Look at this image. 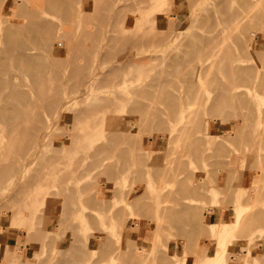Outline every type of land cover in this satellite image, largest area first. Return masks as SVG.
Masks as SVG:
<instances>
[{"label": "rangeland", "instance_id": "obj_1", "mask_svg": "<svg viewBox=\"0 0 264 264\" xmlns=\"http://www.w3.org/2000/svg\"><path fill=\"white\" fill-rule=\"evenodd\" d=\"M82 2V17L50 11L48 18L64 33V55L57 54L56 59L48 56L46 61L48 47L39 43L36 52L44 59L37 64L42 72L38 80L27 73L14 72L16 83H22L20 89L30 101L21 109L24 117L12 122L9 130L8 123H2L0 118V125L6 124L0 126V170L11 167L7 176L0 177V233H10L16 240L6 241L0 264H264V0H169L162 14L150 10L151 0H67L71 8ZM20 3L15 7L10 0H0V20L4 11L8 20L13 21L19 13L18 21L23 22V12L29 9ZM253 9L255 15L250 19L248 13L254 14ZM244 11L248 12L242 16ZM256 11L263 14L262 20ZM145 12H149L150 21L143 26ZM253 16L260 17L259 23ZM246 17L254 20L249 22ZM248 22L259 26L254 25V30ZM17 25L0 24L13 29ZM134 40L135 47L131 44ZM249 40H253L252 44ZM234 64L245 70L234 72ZM95 76L99 79L91 87L93 90L85 91L84 86ZM123 77L126 81L121 84ZM144 85V91L127 95L131 98L128 102L114 100ZM77 90L81 93L73 95ZM229 92H234L235 98H229ZM237 96L240 102H236ZM174 110L177 113L173 114ZM240 130L244 132L242 136ZM14 131L18 138L12 134ZM97 131L103 134L102 139L94 137ZM42 132L47 138L42 137ZM93 139L96 141L92 145L97 148L94 152L88 151ZM247 157L258 159L256 176L250 182L243 177ZM236 207L245 221L241 219L242 227L239 225L228 237L224 243L227 248L221 244L224 248L220 249L218 240L208 230L212 237L205 232V226L211 224L206 212L231 208V218L216 222L231 224L236 220ZM169 212L181 216L172 219ZM132 223L143 237L141 244L126 242Z\"/></svg>", "mask_w": 264, "mask_h": 264}, {"label": "bare ground", "instance_id": "obj_2", "mask_svg": "<svg viewBox=\"0 0 264 264\" xmlns=\"http://www.w3.org/2000/svg\"><path fill=\"white\" fill-rule=\"evenodd\" d=\"M11 1V6H15L16 7V4L19 2V1H21V3H20V5L19 6H21V7H28V11H25V12H23L24 13V15H23V19L25 18V20H22L23 22H19L18 21V19H19V13L16 15V19H14L13 21L12 20H8L7 19V17H6V14L4 13V11H3V9H2V17H3V19L2 20H0V24H2V23H7V22H10V23H12V22H14V23H16V24H18L17 25V27L16 28H10V27H4V26H0V118L2 119V123H3V120L5 121L4 123H6V124H3V125H6L7 127L6 128H8L7 130H9L10 128V124L12 123V122H14V123H16L18 120H20L21 118H23L24 117V114H23V110L21 111V109L22 108H24V107H26V106H29V104H28V101H30V98H29V100L28 99H26V96H27V94H25L24 93V91H22L20 88H21V86H22V83L20 84V81H18V83H16V77L17 76H15V71H19V72H24V73H27L28 75H31L33 78H34V80L36 81V80H38L37 79V75L41 72L38 68H37V64H38V62L40 61V59H44V58H40L38 55H37V52H36V50H37V48H36V46L39 44V43H42L43 45H47V47H48V50H47V52H46V56H45V59H46V61H47V58H48V56H50L51 57V59H56V56H57V54L58 55H60L61 54V56H63L64 54H63V52H64V43L62 42V38H63V32H61V28L60 27H58V26H56L52 21H51V19L50 18H48L49 16H50V11H53V10H55V11H58V14L59 13H61V14H65V13H70V15L71 14H74V16H81L80 14H82L83 12H84V10H83V2L80 4V5H77V6H75V7H73V8H71V6L69 7V5H68V3H67V0H45L46 1V4L45 3H43L42 2V0H10ZM149 1V0H148ZM168 1L169 0H151V6H150V10L151 11H155V12H158V14H162L163 12H164V7H166L167 6V4H168ZM171 1V0H170ZM241 1V0H240ZM4 2V1H3ZM2 2V3H3ZM69 2V1H68ZM77 2V1H76ZM253 6V5H252ZM1 7V6H0ZM250 7V6H249ZM254 7V6H253ZM17 8H19V7H17ZM255 8H256V6H255ZM264 8V7H263ZM258 9H260V8H258ZM246 10V9H245ZM254 10V9H253ZM7 11V10H6ZM243 11V10H242ZM249 12H250V10H248ZM248 11H244L243 13H242V16L244 15V13H247ZM260 12L261 11H263V9L262 10H259ZM259 11H256V12H258V14L260 13ZM20 12V11H19ZM264 12V11H263ZM141 12L139 11L138 12V15L140 14ZM148 13L149 12H147V15H146V12H145V14H144V16H143V19L141 20V21H143V26L144 25H147V24H149V18H148ZM239 13H241V12H239ZM238 13V14H239ZM251 13H252V11H251ZM253 13L254 14H251L250 15V13H248L249 14V18L252 16V15H255V10L253 11ZM85 14V13H84ZM84 14H83V16H84ZM241 15V14H240ZM245 15H247V14H245ZM257 15V14H256ZM259 15H261V18L260 17H258V18H260L261 20H262V13L261 14H259ZM258 15V16H259ZM52 16V15H51ZM76 16V17H77ZM86 16V15H85ZM136 16H137V13H136ZM167 16V15H166ZM264 16V15H263ZM82 17V16H81ZM240 17V16H239ZM85 18V17H84ZM171 18V17H170ZM253 18H257V16H253ZM258 18H257V20H258ZM264 18V17H263ZM217 19V18H216ZM236 19V21H240V19H237V18H235ZM246 19H247V17H246ZM251 19V18H250ZM126 20V19H125ZM241 20H243L244 21V18L243 19H241ZM248 20V19H247ZM254 20V19H253ZM252 20V21H253ZM264 20V19H263ZM141 21H139L138 22V24H137V28H138V30L140 29V27H141V25H140V22ZM171 21H172V19H171ZM236 21L235 22H232V24L234 23H236ZM249 21V20H248ZM251 20L249 21V22H252ZM77 22V21H76ZM249 22H248V24H249ZM261 23L263 22V21H260ZM126 23H127V21H126ZM169 23H170V21H169ZM240 23V25L241 24H244V22H242L241 23V21L239 22ZM253 23H256V21L255 22H253ZM252 23V24H253ZM258 23H259V20H258ZM142 24V23H141ZM231 24V23H230ZM231 24V25H232ZM238 24V23H237ZM252 24L250 23L249 24V27L250 26H252ZM247 25V24H246ZM254 25H258V24H253V26ZM16 26V25H15ZM61 26V25H60ZM236 26V25H235ZM252 26V27H253ZM259 26V25H258ZM261 26H263L264 27V24L263 25H261ZM63 27V26H62ZM228 27L229 28H231L229 25H228ZM234 27V26H233ZM240 28V27H239ZM243 28V27H242ZM255 28V26L253 27V29ZM61 29V30H60ZM168 29V28H167ZM246 29V28H245ZM234 30V29H233ZM255 30V29H254ZM257 30V29H256ZM168 31V30H167ZM166 31V32H167ZM250 31V30H249ZM236 32V31H235ZM234 32V33H235ZM243 32V31H242ZM163 33H165V31L163 32ZM246 33H248V32H246ZM243 34V33H242ZM162 35H164V34H162ZM233 35V34H232ZM235 35V34H234ZM165 36H166V39H165V41L166 42H168V40H169V38H167V34H165ZM242 36H244V34L242 35ZM162 38H165V37H163L162 36ZM244 38H246V40H248V38L245 36ZM241 40V39H240ZM245 40V44H246V42H247V44H248V41H246ZM251 42V44H252V42H253V40H249V43ZM242 43V42H241ZM131 44H132V46L133 47H135L136 46V44H137V40H134V41H132L131 42ZM116 45V44H115ZM243 46H245L244 44H243ZM38 47V46H37ZM55 47H56V49H55ZM129 48L131 47V46H128ZM250 47V46H249ZM122 48H124V47H122ZM244 48V47H243ZM243 48H240V49H242L243 50ZM245 48H248V47H245ZM42 49V48H41ZM148 49V48H147ZM147 49H144V50H147ZM150 49V48H149ZM40 50V49H39ZM143 50V49H142ZM142 50H139V51H142ZM245 50V49H244ZM243 50V51H244ZM248 50V52H247V54L250 52L249 50L250 49H247ZM136 51H138V50H136ZM151 51H153V49H151ZM243 51H241V53L243 52ZM252 51V50H251ZM65 53V52H64ZM100 53V52H99ZM253 53H254V50H253ZM232 55H233V53H231ZM245 54H246V51H245ZM128 55V54H127ZM238 56H239V54H237ZM242 55V54H241ZM240 55V56H241ZM102 56V55H101ZM243 56V55H242ZM254 56H256V55H254ZM249 56H246V58H248ZM262 57V56H261ZM264 57V56H263ZM59 58H61V57H59ZM63 58V57H62ZM123 58H124V56H123ZM228 58V57H227ZM234 58H236L235 57V55H234ZM242 58V57H241ZM98 59V58H97ZM118 59V58H117ZM119 59H120V57H119ZM233 59V58H232ZM250 59H251V57H250ZM263 59V63H264V58H262ZM61 60V59H60ZM121 60H122V58H121ZM229 61H230V59H228ZM246 60H249V58L248 59H246ZM242 61H243V59H242ZM241 61V62H242ZM252 61V60H251ZM260 61V60H259ZM234 62V61H233ZM244 62V61H243ZM242 62V63H243ZM248 62V61H247ZM262 62V61H261ZM47 63V62H46ZM231 63V62H230ZM240 63V62H239ZM130 64V63H129ZM138 64V63H137ZM237 64V63H236ZM236 64H234V72H237L238 70H239V72L240 71H243V70H245L244 68H243V70H241V68H240V66L239 65H236ZM231 65V64H230ZM229 65V66H230ZM247 65L248 64H245V66L247 67ZM46 66V65H45ZM139 66V65H138ZM212 66V65H211ZM232 66L233 65H231V69H230V71L232 70ZM242 66V65H241ZM244 66V67H245ZM48 67H49V65H48ZM133 67V66H132ZM43 69L44 68H42V71H43ZM49 69V68H48ZM215 69V68H214ZM51 70V69H50ZM77 70V69H76ZM260 70V69H259ZM49 71V70H48ZM52 71V70H51ZM51 71H49V72H51ZM124 72V71H123ZM126 72V71H125ZM232 72V71H231ZM233 72V73H234ZM260 72V71H259ZM23 73V74H24ZM42 73V72H41ZM48 73V72H47ZM95 73H97V72H95ZM245 73V72H244ZM248 73H250V72H247V74ZM49 74H51V73H49ZM112 74V73H111ZM231 74V73H230ZM235 74V75H234ZM233 75L234 76H236L237 74L236 73H234ZM242 74V73H241ZM240 73H239V76L241 75ZM54 75V74H53ZM95 75V74H94ZM99 75V74H98ZM97 75V76H98ZM260 75V74H259ZM40 77H43L42 75H39ZM112 76V75H111ZM239 76H237L238 78H239ZM249 76H250V74L248 75V78H249ZM45 77V76H44ZM122 77V76H121ZM236 77V78H237ZM261 77V76H260ZM119 79H120V77H118ZM235 78V79H236ZM262 78V77H261ZM264 78V77H263ZM262 78V79H263ZM99 79V77H91L89 80H88V82H87V84L84 86V89H85V91H89V92H91L92 90H93V88H91L95 83H96V81ZM48 80V79H47ZM237 80H239V79H236V81ZM258 80V79H257ZM124 81H126V78H121V80L119 81V83L120 82H122L121 84H123V82ZM260 80H258V82H259ZM118 83V84H119ZM194 83H196V82H194ZM240 83V82H239ZM261 83V82H260ZM264 83V82H263ZM21 85V86H20ZM147 85V84H146ZM247 85V84H246ZM245 85V86H246ZM148 86V85H147ZM150 86V85H149ZM186 86H188V84L186 85ZM193 86V85H192ZM244 86V87H245ZM256 86H257V84H256ZM262 86V85H261ZM153 87V86H152ZM151 87V88H152ZM194 87V86H193ZM232 87H233V84H232ZM239 87H240V85H239ZM239 87H235V88H238L239 89ZM242 87V86H241ZM247 87H248V85H247ZM247 87H245V88H247ZM91 88V91L89 90ZM146 88V86L144 85V86H139V87H133L131 90L129 89V90H127V91H125L124 92V94L126 95V97H121L120 99H114V100H116L118 103H125V102H128L131 98L130 97H128L127 95L129 94V93H132V92H134V91H144V89ZM192 91H193V89L192 88H190ZM189 89V90H190ZM248 89V88H247ZM259 89V88H258ZM166 90H168V89H166ZM166 90H165V92H166ZM262 90V89H261ZM191 91V92H192ZM231 91V90H230ZM244 91V94L246 95V93H245V90H243ZM247 91V90H246ZM260 93H261V91L260 90H258ZM45 92V91H44ZM190 92V91H189ZM194 92V91H193ZM228 92V91H227ZM239 92V91H238ZM256 92H257V90H256ZM81 92L79 91V90H77V92H74V94L73 95H78V94H80ZM230 94H231V97H229V98H233L234 97V92H229ZM107 94L108 95H110V94H112L111 92H107ZM185 94V93H184ZM241 94V93H240ZM253 94V93H252ZM262 94V93H261ZM260 94V95H261ZM51 95V94H50ZM135 95H136V93H135ZM162 95V97H164L163 95L164 94H161ZM237 95V94H236ZM30 96V95H29ZM47 96V95H46ZM137 96V95H136ZM187 96V95H186ZM204 96V95H203ZM230 96V95H229ZM262 96V95H261ZM132 97V96H131ZM161 97V96H160ZM166 97V96H165ZM168 97V96H167ZM197 97V96H196ZM240 98V96H237L236 98L238 99H234L233 100V102L234 101H236V102H240L241 100L239 99ZM244 97V96H243ZM68 97H66V99H67ZM139 98V97H138ZM170 98V97H169ZM169 98H168V100H169ZM189 98V97H188ZM191 98V97H190ZM235 98V97H234ZM247 98L248 97H245V100H247ZM50 99V98H49ZM65 99V100H66ZM92 99V98H91ZM135 99V98H134ZM241 99H243L242 98V96H241ZM28 100V101H27ZM107 100H109V99H106V101ZM160 100V99H159ZM165 100V99H164ZM202 100V99H201ZM249 100V99H248ZM251 100V99H250ZM85 101V100H84ZM89 101V100H88ZM138 101V100H137ZM173 101V100H172ZM178 101V100H177ZM193 101V100H192ZM200 101V100H199ZM258 101V100H257ZM44 102V101H43ZM62 102V101H61ZM113 102H115V101H113ZM152 102V101H151ZM164 102V101H163ZM166 102H169V101H166ZM175 101H173L172 102V104L174 103ZM189 102V101H188ZM191 102V101H190ZM198 102V101H197ZM202 102H204V101H202ZM236 102H234V103H236ZM254 102V101H253ZM69 103V102H68ZM83 103V102H82ZM81 103V104H82ZM156 103V102H155ZM193 103H196V102H193ZM193 103H191V104H193ZM230 103V102H229ZM228 103V104H229ZM60 104V103H59ZM63 104V103H62ZM137 105H139L140 106V104H138V103H136ZM168 104V103H167ZM166 104V105H167ZM176 104V103H175ZM174 104V105H175ZM200 104V103H199ZM238 104V103H237ZM241 104V103H240ZM243 104H245V103H242V105ZM248 104H249V101H248ZM255 104V103H254ZM31 105V104H30ZM64 105H66L67 106V104H64ZM64 105L62 106V105H59V108H62V107H64ZM152 105H154V104H152ZM230 105V104H229ZM228 105V106H229ZM246 105V104H245ZM245 105H243V110L245 109L244 108V106ZM66 106L64 107V109L66 108ZM84 106V105H83ZM121 106H122V108L124 107V104H121ZM138 106V107H139ZM238 106H241V105H238ZM252 106V105H251ZM32 107V106H31ZM69 107V106H68ZM153 107V106H152ZM168 107L169 108H171L170 107V104H168ZM236 107V106H235ZM151 108V107H150ZM174 108V107H173ZM183 108H185V107H183ZM241 108V109H242ZM247 108H249V105L247 106ZM251 108V107H250ZM31 109V108H30ZM137 109H139V108H137ZM147 109H149L148 107H147ZM237 109H240V108H237ZM252 109V108H251ZM25 110V109H24ZM27 110H28V108H27ZM26 110V111H27ZM172 110V109H171ZM175 110H177V109H175ZM174 110V111H175ZM187 110V109H186ZM246 111L248 110V109H245ZM244 110V111H245ZM128 111V110H127ZM127 111H126V114H128L127 113ZM158 111V110H157ZM173 111V110H172ZM190 111V110H189ZM239 111H241V110H238V113H237V115L239 114ZM137 113L139 112V111H136ZM146 112V111H145ZM156 112V111H155ZM237 112V111H236ZM30 113V112H29ZM32 113V115H33V112H31ZM60 113V112H59ZM75 113V112H74ZM173 113V112H172ZM175 113H177L176 111L173 113V114H175ZM26 114V113H25ZM146 114L147 115H145V114H143V119H144V117L145 116H147L148 117V115H149V113H147L146 112ZM159 114V113H158ZM244 114V112H242V115ZM141 115V114H140ZM145 115V116H144ZM154 115V114H153ZM236 115V114H235ZM29 116V115H28ZM31 116V115H30ZM151 116V115H150ZM172 115H170V117H171ZM249 116V115H248ZM26 117H27V115H26ZM36 117V116H35ZM55 117V116H54ZM53 117V118H54ZM56 117H57V114H56ZM55 117V118H56ZM122 117V116H121ZM140 116L138 115V122L140 121L139 119H142V116L139 118ZM167 117H169V116H167ZM242 117V116H241ZM263 117V116H262ZM28 118V117H27ZM150 118V117H149ZM165 118V117H164ZM189 118V117H188ZM237 118H240L239 116H237ZM243 118H247V117H243ZM249 118V117H248ZM40 119V118H39ZM78 119V118H77ZM159 119V118H158ZM170 120L172 119V118H169ZM187 119V118H186ZM34 120V119H33ZM54 120V119H53ZM169 120V121H170ZM174 120V119H173ZM225 120V119H224ZM244 120V119H243ZM43 121V120H42ZM48 121H49V119H48ZM119 121V120H118ZM126 121H128L127 119H126ZM241 121H242V118H241ZM123 122V121H122ZM135 122V121H134ZM137 122V123H138ZM191 122V121H190ZM196 122V121H195ZM244 122V121H243ZM248 122H249V120H248ZM0 123H1V121H0ZM29 122H27V124H28ZM56 123V122H55ZM119 123H121V121L119 122ZM139 123H142V120L139 122ZM138 123V124H139ZM246 123V122H245ZM50 124V123H49ZM126 124V123H125ZM130 124V123H129ZM163 124H164V121H163ZM162 124V125H163ZM242 124H244V123H242ZM247 124V123H246ZM264 124V123H263ZM3 125H0V126H3ZM11 125H13V124H11ZM122 125V124H121ZM166 125V124H165ZM185 125V124H184ZM192 125V124H191ZM250 125V124H249ZM119 126H120V124H119ZM143 126V125H142ZM241 126V125H240ZM244 126V125H243ZM241 127V128H244V127ZM3 127H5V126H3ZM3 127H2V129H3ZM159 127V126H158ZM184 127V126H183ZM262 127H263V125H262ZM19 128V127H18ZM123 128V127H122ZM245 128H246V126H245ZM264 129V128H263ZM12 130H14L13 128H12ZM16 130V129H15ZM143 130V129H142ZM193 130V129H192ZM4 131H5V129H4ZM16 131H18V130H16ZM159 131V130H158ZM237 131V130H236ZM241 131V130H240ZM244 131H245V129H244ZM50 132V131H49ZM48 132V133H49ZM141 133L143 132V131H140ZM206 132V131H205ZM238 132V131H237ZM237 132H236V134H237ZM257 132H259V131H257ZM260 132H261V130H260ZM262 132H264L263 130H262ZM4 133V132H3ZM2 133V134H3ZM14 133V134H13ZM47 133V134H48ZM110 133V132H109ZM240 134L242 133H244V132H239ZM1 134V133H0ZM7 134V133H6ZM12 134L13 135H18V133L16 134L15 133V131L14 132H12ZM94 134H95V138L96 139H102V137H103V134L101 133V132H94ZM94 134H91V137L90 138H92V135H94ZM143 134H145V133H143ZM176 134V133H175ZM181 134V133H180ZM186 134V133H185ZM206 134V133H205ZM239 134V135H240ZM242 134H241V136H242ZM4 135V134H3ZM25 135V134H24ZM42 135H44V133L42 132ZM147 135V134H146ZM238 135V136H239ZM261 135V134H260ZM11 136V135H10ZM16 136H14V137H16ZM123 136V135H122ZM128 136V135H127ZM131 136V135H130ZM135 136V135H134ZM187 136V135H186ZM227 136H229V135H227ZM237 136V137H238ZM245 136H246V134H245ZM257 136V135H256ZM263 136H264V134H263ZM26 137H28V136H26ZM30 137V136H29ZM43 138H47V135H46V133H45V135L44 136H42ZM98 137V138H97ZM112 137V136H111ZM124 137V136H123ZM132 137V136H131ZM141 137V136H140ZM211 137V136H210ZM235 137V136H234ZM244 137V136H243ZM10 138V137H9ZM11 138H13L12 136H11ZM17 138H18V136H17ZM16 138V139H17ZM107 138V137H106ZM216 138V137H215ZM228 138V137H227ZM242 137H240V139H241ZM14 139V138H13ZM124 139V138H123ZM137 139V138H136ZM185 139V138H184ZM183 139V140H184ZM238 139V138H237ZM236 139V140H237ZM262 140L264 139V138H261ZM260 139V140H261ZM8 140H11V139H8ZM7 140V141H8ZM141 140V139H140ZM139 140V141H140ZM213 140H214V138H213ZM227 140V139H226ZM231 140H233V139H231ZM239 140V139H238ZM50 141V140H49ZM96 140H91L90 141V146H89V148H88V151L90 150V149H92L91 151H96V147H94V145H92V143L93 142H95ZM121 141V140H120ZM208 141V140H207ZM229 141V140H228ZM241 142H242V139L240 140ZM1 142H3V139H0V143ZM184 142V141H183ZM201 142V141H200ZM222 142V141H221ZM234 142V141H233ZM262 142V141H261ZM11 143V142H10ZM129 143H130V141H129ZM185 143V142H184ZM213 143V142H212ZM231 143V142H230ZM263 143V142H262ZM3 144V143H2ZM5 144H7V142L5 143ZM4 144V145H5ZM222 144V143H221ZM35 145V144H34ZM118 145V144H117ZM132 145V144H131ZM135 145V144H134ZM223 145V144H222ZM231 145V144H230ZM241 144H239V146H240ZM45 147H46V145H44ZM130 146V145H129ZM138 146H139V144H138ZM224 146H225V144H224ZM236 146V145H235ZM261 146V145H260ZM259 146V147H260ZM34 147V146H33ZM131 147V146H130ZM134 147V146H133ZM183 147H185V146H183ZM200 147V146H199ZM212 147V146H211ZM229 147V146H228ZM261 147H263V145L261 146ZM116 148V147H115ZM137 148V147H136ZM136 148H133V150L135 149L136 150ZM175 148V147H174ZM242 148V147H241ZM4 149V148H3ZM32 149V148H31ZM176 149V148H175ZM182 149V148H181ZM224 149V148H223ZM240 149V148H239ZM117 150V149H116ZM116 150H114V151H116ZM120 150V149H119ZM187 150V149H186ZM228 150V149H227ZM261 150V149H260ZM263 150V149H262ZM138 151V150H137ZM169 151V150H168ZM199 151V150H198ZM221 151H223L222 149H221ZM239 151V150H238ZM213 152V153H212ZM211 153L212 154H214V153H216V152H214V151H212ZM224 152V151H223ZM233 152V151H232ZM40 153H42V152H40ZM113 153L114 152H112V155H113ZM126 153H127V151H126ZM134 153V152H133ZM137 153V152H136ZM141 153V152H140ZM150 153V152H149ZM176 153V152H175ZM177 153H179V152H177ZM183 153V152H182ZM182 153H181V155H182ZM187 153V152H186ZM195 153H197V152H195ZM234 153V152H233ZM240 153V152H239ZM135 154V153H134ZM184 154H185V152H184ZM193 154V153H192ZM226 154V153H225ZM28 155V154H27ZM117 155V154H116ZM138 155V154H137ZM136 155V156H137ZM150 155V154H149ZM228 155V154H227ZM235 155V154H234ZM261 155V154H260ZM34 156V155H33ZM134 156V155H133ZM180 156V155H179ZM194 156V155H193ZM196 156V155H195ZM220 156V155H219ZM222 156V155H221ZM224 156V155H223ZM112 157V156H111ZM139 157V156H138ZM147 157H148V155H147ZM184 157V156H183ZM229 157V156H228ZM235 157V156H234ZM239 157V156H238ZM26 158V157H25ZM114 158V157H113ZM125 158V157H124ZM221 158V157H220ZM226 158V157H225ZM28 159H30V158H28ZM32 159V158H31ZM170 159H171V157H170ZM182 159V158H181ZM236 159H237V156H236ZM124 160V159H123ZM183 160V159H182ZM238 160V159H237ZM14 161V160H13ZM32 161V160H31ZM30 161V162H31ZM108 161V160H107ZM125 161V160H124ZM170 161V160H169ZM220 161V160H219ZM27 162V161H26ZM26 162H25V166H26ZM168 162V161H167ZM179 162H181V160L179 161ZM178 162V163H179ZM217 162V161H216ZM236 162V161H235ZM108 163V162H107ZM183 163V162H182ZM219 163V162H218ZM262 163V162H261ZM28 165H30V163H27ZM174 164V163H173ZM227 164V163H226ZM231 164V163H230ZM260 164V163H259ZM24 165H22V166H24ZM107 165V164H106ZM134 165V164H133ZM140 165V164H139ZM147 165V164H146ZM163 165V164H162ZM175 165V164H174ZM177 165V164H176ZM261 165V164H260ZM21 166V167H22ZM100 166H102V163H100L99 165H98V167H100ZM105 166V165H104ZM141 166V165H140ZM178 166V165H177ZM186 166V165H185ZM54 167V166H53ZM106 167V166H105ZM137 167V166H136ZM145 167V166H144ZM163 167V166H162ZM212 167H215V166H212ZM211 167V168H212ZM230 167H231V165H230ZM140 168V167H139ZM177 168V167H176ZM200 168V167H199ZM220 168V167H219ZM222 168H224L223 166H222ZM233 168V167H232ZM22 169V168H21ZM104 169V168H103ZM153 169V168H152ZM164 170H165V168H163ZM188 169V168H187ZM192 169V168H191ZM262 169L263 168H261L260 170L262 171ZM160 170V169H159ZM200 170V169H199ZM238 170V169H237ZM162 171V170H161ZM189 171V170H188ZM224 171V170H223ZM9 172H11V167H7V168H3V169H1L0 170V177L1 176H7V174L9 173ZM122 172V171H121ZM144 172V171H143ZM238 172V171H237ZM263 172V171H262ZM16 173V172H15ZM22 173V172H21ZM134 173V172H133ZM136 173H137V171H136ZM136 173H135V175H136ZM152 173H153V171H152ZM161 173V172H160ZM176 173V172H175ZM186 173V172H185ZM188 173V172H187ZM232 173H234V172H232ZM18 174V173H17ZM141 174V173H140ZM179 174V173H178ZM177 174V175H178ZM210 174V173H209ZM20 175V174H19ZM144 175V174H143ZM175 175V174H174ZM185 175V174H184ZM183 175V176H184ZM229 175V174H228ZM231 175V174H230ZM262 175V174H261ZM98 176V175H97ZM163 176V175H162ZM208 176V175H207ZM211 176V175H210ZM232 176H233V174H232ZM237 176V175H236ZM256 176V175H255ZM254 176V177H255ZM263 176V175H262ZM77 177V176H76ZM131 177H132V175H131ZM136 177H138L137 175H136ZM140 177V176H139ZM212 177V176H211ZM226 177H227V175H226ZM231 177V176H230ZM235 177V176H234ZM20 178L21 177H19V180H20ZM143 178V177H142ZM158 178H160L159 176H158ZM213 178V177H212ZM231 178H233V177H231ZM261 179L263 178V177H260ZM260 178H259V180H260ZM135 179H137L138 180V178H135ZM141 179V178H140ZM166 180H167V178H165ZM168 179H170V178H168ZM175 179V178H174ZM214 179V178H213ZM213 179H211V180H213ZM226 179V178H225ZM96 180V179H95ZM120 180V179H119ZM133 180V179H132ZM143 180V179H142ZM145 180V179H144ZM155 180V179H154ZM159 180V179H158ZM165 180V181H166ZM232 180V179H231ZM255 180H257L256 178H255ZM8 181V180H7ZM160 181H162V179L160 180ZM168 181V180H167ZM226 181V180H225ZM224 181V182H225ZM135 182H138V181H135ZM141 182V181H140ZM172 182H174V181H172ZM175 182H176V180H175ZM232 182V181H231ZM230 182V183H231ZM257 182V181H256ZM132 183V182H131ZM155 183V182H154ZM189 183V182H188ZM187 183V184H188ZM216 183V182H215ZM226 183V182H225ZM235 183V182H234ZM258 183V182H257ZM256 183V184H257ZM129 184V183H128ZM134 184V183H133ZM133 184H131V185H133ZM160 184H162V183H160ZM160 184H158L159 186H160ZM175 184V183H174ZM186 184V183H185ZM213 184H214V182H213ZM130 185V186H131ZM157 185V186H158ZM162 185H164V184H162ZM200 185V184H199ZM199 185H197V186H199ZM226 184H224V186H225ZM262 185V184H261ZM261 185H259V186H261ZM7 186H8V184H7ZM129 186V187H130ZM174 186V185H173ZM176 186V185H175ZM174 186V188H176ZM191 186H192V183H191ZM201 186V185H200ZM215 186H216V184H215ZM214 186V187H215ZM229 186V185H228ZM253 186V185H252ZM259 186H257V187H259ZM264 186V185H263ZM190 187V186H189ZM202 187L204 188V186L202 185ZM201 187V188H202ZM131 188V187H130ZM162 188V187H161ZM178 188V187H177ZM225 188V187H224ZM232 188V187H231ZM230 188V189H231ZM235 188V187H234ZM9 189V188H8ZM157 189V188H156ZM200 189V188H199ZM198 189V190H199ZM206 189V188H205ZM227 189H228V187H227ZM249 189V188H248ZM121 190V189H120ZM171 190V189H170ZM203 190V189H202ZM257 190H259L258 188H257ZM261 190H262V188H261ZM260 190V191H261ZM125 191V190H124ZM203 191H205V190H203ZM229 191V190H228ZM227 191V192H228ZM254 191V190H253ZM259 191V192H260ZM88 192V191H87ZM126 192V191H125ZM174 192V191H173ZM182 192H183V190H182ZM257 192V191H256ZM258 192V193H259ZM85 193V192H84ZM203 193H205V192H203ZM217 193H218V191H217ZM223 193H225V190L223 191ZM257 193V194H258ZM21 194V193H20ZM82 194H83V192H82ZM116 194V193H115ZM117 194H118V192H117ZM127 194V193H126ZM128 194H129V192H128ZM175 194H176V192H175ZM201 194H202V192H201ZM255 194V193H254ZM125 195V194H124ZM177 195V194H176ZM182 195V194H181ZM87 196V195H86ZM116 196L117 195H115L114 197L116 198ZM139 196V195H138ZM185 196V195H184ZM187 196V195H186ZM208 196V195H207ZM226 196H227V193H226ZM249 196V195H248ZM260 196H262V195H260L259 194V198H260ZM62 197V196H61ZM119 197V196H118ZM142 197H145V196H142ZM181 197V196H180ZM179 197V198H180ZM229 197V196H228ZM246 197V196H245ZM252 197V196H251ZM115 198H114V201H115ZM126 198V197H125ZM152 198V197H151ZM203 198V197H202ZM250 198V197H249ZM128 199V198H127ZM181 199V198H180ZM227 199V198H226ZM229 199V198H228ZM82 200V199H81ZM125 200V199H124ZM169 200V199H168ZM173 200V199H172ZM231 200V198L229 199V201ZM242 200H243V198H242ZM259 200V199H258ZM116 201H118V200H116ZM115 201V202H116ZM126 201V200H125ZM132 201V200H131ZM174 201V200H173ZM172 201V202H173ZM223 201H224V199H223ZM227 201V200H226ZM244 201V200H243ZM252 201L254 202V200H253V198H252ZM83 202V201H82ZM81 202V203H82ZM130 202V201H129ZM136 202H138V201H136ZM161 202V201H160ZM168 202V201H167ZM200 202V201H199ZM86 203H87V200H86ZM114 203V202H113ZM175 203H178V202H175ZM184 203V202H183ZM205 203V202H204ZM246 203V202H245ZM255 203V202H254ZM82 204H84V203H82ZM129 204H131V203H129ZM137 204V203H136ZM135 204V205H136ZM181 204H182V202H181ZM202 204V203H201ZM253 204V203H252ZM81 205V204H80ZM112 206H113V204H111ZM126 205V204H125ZM124 205V206H125ZM131 205H133V204H131ZM135 205H133V206H135ZM140 205V204H139ZM173 205V204H172ZM179 205V204H178ZM183 205V204H182ZM192 205H193V203H192ZM199 205H200V203H199ZM242 205H244V203H242ZM241 205V206H242ZM121 206V205H120ZM177 206V205H176ZM246 206V205H245ZM248 206V205H247ZM166 207V206H165ZM174 207V206H173ZM190 207H191V205H190ZM198 207V206H197ZM239 207V206H238ZM76 208V207H75ZM99 208V207H98ZM115 208V207H114ZM137 208V207H136ZM180 208H181V205H180ZM184 208V207H183ZM199 208H201V207H199ZM5 209V208H4ZM116 209V208H115ZM123 209V208H122ZM138 209V208H137ZM198 209V208H197ZM78 210V209H77ZM124 210H125V208H124ZM179 210V209H178ZM181 210H182V208H181ZM236 220H235V222L234 223H231V224H227V223H211V224H207L206 226H205V229H206V231L205 232H207V230H208V232H209V234H211L212 236H214L217 240H218V245L220 244V249H223L224 247H226L227 248V246H225V242H226V240L228 239V237H231V235L233 234V232H234V230H235V228H237V227H239V225H240V223H241V221H243L244 219H243V217H241L242 216V213H241V211H239V209H237V207H236ZM257 210V209H256ZM79 211V210H78ZM113 211V210H112ZM154 211V210H153ZM171 211V210H170ZM263 211V210H262ZM64 212V211H63ZM77 212V211H76ZM116 212V211H115ZM118 212V211H117ZM201 212V211H200ZM246 212V211H245ZM248 212H250V211H248ZM170 213V212H169ZM263 213V212H262ZM43 214V213H42ZM154 214V213H153ZM189 213H187V215H188ZM125 215V214H124ZM152 215V214H151ZM169 215V214H168ZM167 215V216H168ZM146 216V215H145ZM153 216V215H152ZM180 217L181 215L180 214H175V213H170V217L173 219V217ZM197 216H198V213H197ZM201 216V215H200ZM116 217V216H115ZM244 217H246L245 216V214H244ZM189 218V217H188ZM200 219V218H199ZM241 219H243V220H241ZM107 220H108V218H107ZM171 220V219H170ZM175 220V219H174ZM195 220H196V218H195ZM106 221V220H105ZM184 221V220H183ZM200 221V220H199ZM245 221V220H244ZM172 222H174L173 220H172ZM171 221H170V223H172ZM184 222H186V220L184 221ZM196 222H198V219H197V221ZM71 223V222H70ZM199 223V222H198ZM245 223V222H244ZM251 223V222H250ZM113 224V223H112ZM175 224V223H174ZM200 224H201V222H200ZM243 224V223H242ZM195 225V224H194ZM119 226V225H118ZM196 226H198L197 225V223H196ZM201 226V225H200ZM203 226V227H204ZM241 226V225H240ZM199 227V226H198ZM242 227V226H241ZM121 228H122V226H121ZM117 229H119V228H117ZM196 229H197V227H196ZM59 230V229H58ZM202 230V229H201ZM244 230V229H243ZM194 231H196V230H194ZM198 231H200V230H198ZM203 231V232H204ZM239 231H240V229H239ZM239 231H237V233L239 232ZM118 233L120 232V229H119V231H117ZM155 232V231H154ZM156 232H157V230H156ZM204 232V233H205ZM208 232H207V234H208ZM243 232V231H242ZM152 233V232H151ZM244 233H245V231H244ZM194 234H197V233H194ZM208 234V235H209ZM241 234V233H240ZM81 235V234H80ZM121 236V234H118V236ZM200 236H202V234H199ZM207 235V239H209V236H211V235H209L208 236ZM194 236V235H193ZM203 236H205L204 234H203ZM211 236V237H212ZM199 237V236H198ZM245 237V236H244ZM120 238V237H119ZM206 238V237H205ZM239 238H240V236H239ZM192 239H193V237H192ZM191 239V240H192ZM211 239V238H210ZM119 240V239H118ZM214 240V239H213ZM193 241V240H192ZM191 241V242H192ZM128 242V241H127ZM194 242V241H193ZM198 243V242H197ZM83 244V243H82ZM193 244V243H192ZM221 244L223 245L224 244V247H222L221 248ZM119 245V244H118ZM128 245V244H127ZM197 245V244H196ZM226 245H228V244H226ZM81 246H83V245H81ZM194 246V245H193ZM192 246V247H193ZM206 247V246H205ZM218 247H217V250H220V249H218ZM84 248V247H83ZM110 248H111V246H110ZM128 248V247H127ZM196 248V247H195ZM194 248V249H195ZM202 248V247H201ZM112 249V248H111ZM216 249V248H215ZM129 250V249H128ZM131 250V249H130ZM136 250V249H135ZM217 250H214V251H216L217 252ZM225 250V249H224ZM142 251V250H141ZM198 251V250H197ZM223 251V250H222ZM99 252V251H98ZM127 252H129V251H127ZM126 252V253H127ZM140 252V251H139ZM203 252V251H202ZM125 253V254H126ZM193 253H195V252H192L191 254H193ZM213 253H215V252H213ZM220 253V252H219ZM223 253H224V251H223ZM118 254V253H117ZM132 254H133V252H132ZM189 254V253H188ZM216 254H218V252L216 253ZM145 255V254H144ZM202 255V254H201ZM215 255V254H214ZM225 255V254H224ZM197 256H198V254H197ZM217 257L218 256H220V255H216ZM82 257V256H81ZM118 257V256H117ZM212 257H215V256H212ZM217 257H216V259H217ZM222 257H223V255H222ZM228 257V256H227ZM112 258V257H111ZM126 258V257H125ZM202 258V257H201ZM211 259V258H210ZM221 259V258H220ZM225 259V258H224ZM109 260H110V258H109ZM144 260V259H143ZM206 260H207V258H206ZM226 260V259H225ZM225 260H223V262H225ZM133 261V260H132ZM174 261V260H173ZM218 261V260H217ZM232 261V260H231ZM131 262V261H130ZM148 262V261H147ZM195 262V261H194ZM193 262V263H194ZM205 262V261H204ZM220 262V261H219ZM222 262V261H221ZM220 262V263H221ZM104 263V262H103ZM206 263V262H205ZM208 263V262H207ZM214 263V262H213ZM212 263V264H213ZM226 263V262H225ZM225 263H223V264H225ZM248 263H251V262H248ZM137 264V263H136ZM139 264H140V262H139ZM141 264H143V263H141ZM198 264H199V261H198ZM217 264V263H216ZM240 264H242V262L240 263ZM245 264V263H244ZM247 264V263H246ZM251 264H253V263H251ZM257 264H259V263H257Z\"/></svg>", "mask_w": 264, "mask_h": 264}, {"label": "crops", "instance_id": "obj_3", "mask_svg": "<svg viewBox=\"0 0 264 264\" xmlns=\"http://www.w3.org/2000/svg\"><path fill=\"white\" fill-rule=\"evenodd\" d=\"M257 164H258V159L250 160L249 157L245 159L244 163V179L247 182H250L252 178L254 177L255 170L257 169ZM230 211L231 208H227L224 211H220V209L212 208L209 209L207 213L208 217V223H216V222H225V220H228L230 217ZM130 225V230L129 232H126L127 238L126 242L127 243H135V244H141L143 243V237L140 236V232L136 230V225L135 224H129ZM14 241L13 243L16 242L15 237L12 236V234L8 233L7 235L5 233H0V255H2L4 248H5V243L6 241ZM171 244L169 243L167 246H170ZM28 247V245H27ZM30 250V248H27V251Z\"/></svg>", "mask_w": 264, "mask_h": 264}]
</instances>
